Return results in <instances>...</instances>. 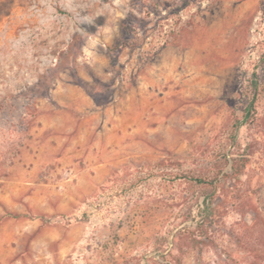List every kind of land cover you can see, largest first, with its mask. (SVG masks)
<instances>
[{
    "label": "rangeland",
    "instance_id": "374dc122",
    "mask_svg": "<svg viewBox=\"0 0 264 264\" xmlns=\"http://www.w3.org/2000/svg\"><path fill=\"white\" fill-rule=\"evenodd\" d=\"M0 264H264V0H0Z\"/></svg>",
    "mask_w": 264,
    "mask_h": 264
},
{
    "label": "trees",
    "instance_id": "16d2710c",
    "mask_svg": "<svg viewBox=\"0 0 264 264\" xmlns=\"http://www.w3.org/2000/svg\"><path fill=\"white\" fill-rule=\"evenodd\" d=\"M256 84H258V83L256 82ZM255 90H256V94H258V85H257ZM252 101H254V100H252ZM240 124H243V121H241ZM235 160H237V159H235Z\"/></svg>",
    "mask_w": 264,
    "mask_h": 264
}]
</instances>
